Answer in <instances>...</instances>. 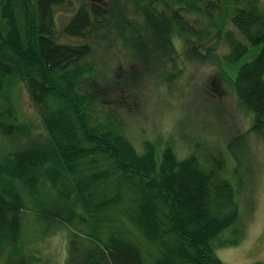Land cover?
I'll list each match as a JSON object with an SVG mask.
<instances>
[{
  "label": "trees",
  "instance_id": "obj_1",
  "mask_svg": "<svg viewBox=\"0 0 264 264\" xmlns=\"http://www.w3.org/2000/svg\"><path fill=\"white\" fill-rule=\"evenodd\" d=\"M71 1L0 0V259L38 263L25 245L23 214L25 197L43 194L55 209L42 217L60 219L69 229L70 264H225L213 242L239 221L225 157L180 159L172 147L159 155L151 142L139 154L110 113L101 119L100 104L113 100L117 86L106 84L102 66L90 61L92 44L58 42L55 13ZM122 1L135 18L117 10L116 0L84 3L64 33L99 41L117 33L145 66L176 60L174 39L184 38L191 59L236 67L239 102L264 137L261 0ZM223 44L229 52L220 55ZM137 80L133 75L130 87ZM18 82L27 85L40 112L45 140L19 116L11 95ZM17 137L26 144L6 150L1 143ZM129 224L154 254L146 253Z\"/></svg>",
  "mask_w": 264,
  "mask_h": 264
},
{
  "label": "rangeland",
  "instance_id": "obj_2",
  "mask_svg": "<svg viewBox=\"0 0 264 264\" xmlns=\"http://www.w3.org/2000/svg\"><path fill=\"white\" fill-rule=\"evenodd\" d=\"M99 1L106 0H72L57 9L55 17L58 42L92 44L94 54L90 61L102 66L100 71L106 84L119 88L112 101L100 104L104 113L101 119L110 113L139 154L144 153L145 143L151 142L159 155L166 147H172L180 159L198 154L203 162L209 159L211 163L213 157L223 155L224 176L237 189L239 221L214 240L215 254L225 264L264 263V137L253 131L254 115L239 102L232 83L236 67L223 70L218 64L191 59L184 38L178 36L174 39L179 53L176 60L162 64L153 59L145 66L135 61L133 50L117 33L100 41L64 33L78 7ZM261 2L264 7V0ZM113 5L135 18L130 3L116 0ZM254 50L256 55L258 50ZM228 52L229 48L223 44L218 53ZM251 55H246L240 65L250 61ZM133 75L138 80L130 87ZM11 95L20 118L29 125L34 137L45 140L47 132L27 85L18 82ZM26 142V138L20 137L1 140L6 150L22 147ZM44 197L43 194L37 200L25 197L28 208L23 214V237L27 251L37 256L36 264H70L69 229L60 219L51 221L42 217L55 209V204ZM59 210L62 212L63 208L60 206ZM129 227L146 253H153V247L136 228L130 224ZM0 264H6V260L0 259Z\"/></svg>",
  "mask_w": 264,
  "mask_h": 264
}]
</instances>
